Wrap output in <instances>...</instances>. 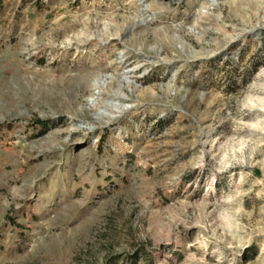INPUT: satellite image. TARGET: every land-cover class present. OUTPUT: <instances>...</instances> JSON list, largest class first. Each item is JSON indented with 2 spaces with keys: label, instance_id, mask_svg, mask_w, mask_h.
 <instances>
[{
  "label": "rangeland",
  "instance_id": "rangeland-1",
  "mask_svg": "<svg viewBox=\"0 0 264 264\" xmlns=\"http://www.w3.org/2000/svg\"><path fill=\"white\" fill-rule=\"evenodd\" d=\"M0 264H264V0H0Z\"/></svg>",
  "mask_w": 264,
  "mask_h": 264
}]
</instances>
